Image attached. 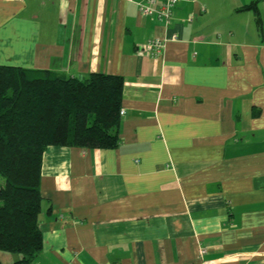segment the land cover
Listing matches in <instances>:
<instances>
[{
    "label": "crops",
    "instance_id": "crops-1",
    "mask_svg": "<svg viewBox=\"0 0 264 264\" xmlns=\"http://www.w3.org/2000/svg\"><path fill=\"white\" fill-rule=\"evenodd\" d=\"M141 1L0 0V64L123 78L116 147L43 152L32 264H264V0Z\"/></svg>",
    "mask_w": 264,
    "mask_h": 264
},
{
    "label": "trees",
    "instance_id": "trees-1",
    "mask_svg": "<svg viewBox=\"0 0 264 264\" xmlns=\"http://www.w3.org/2000/svg\"><path fill=\"white\" fill-rule=\"evenodd\" d=\"M122 97L120 75L80 79L0 64V250L19 256L12 264H32L42 248L43 152L50 145L116 147Z\"/></svg>",
    "mask_w": 264,
    "mask_h": 264
},
{
    "label": "built area",
    "instance_id": "built-area-1",
    "mask_svg": "<svg viewBox=\"0 0 264 264\" xmlns=\"http://www.w3.org/2000/svg\"><path fill=\"white\" fill-rule=\"evenodd\" d=\"M183 0H143L138 3L139 12L142 15H150L155 18L167 22L172 13L173 7ZM167 38H153L149 40L146 44L140 46V52L146 53L148 55H161ZM119 114L122 116L124 110L121 108Z\"/></svg>",
    "mask_w": 264,
    "mask_h": 264
}]
</instances>
